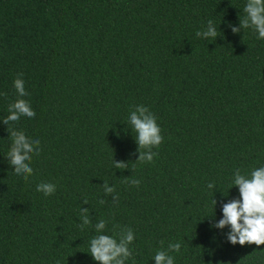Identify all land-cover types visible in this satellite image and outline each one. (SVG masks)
I'll use <instances>...</instances> for the list:
<instances>
[{"label":"trees","instance_id":"1","mask_svg":"<svg viewBox=\"0 0 264 264\" xmlns=\"http://www.w3.org/2000/svg\"><path fill=\"white\" fill-rule=\"evenodd\" d=\"M245 4L0 0V119L21 98L13 81L22 74L36 115L9 127L40 141L25 181L5 158L11 140L0 120V264H99L88 251L101 219L103 234L133 230L126 264H155L170 242L181 244L174 264H264V245H232L229 228L211 227L240 197L236 169L264 166V40L228 26L239 27ZM209 20L215 41L196 36ZM136 105L158 118L164 139L153 162L133 168L127 119ZM105 180L118 202L104 195ZM41 182L55 193L38 192ZM80 207L90 209L84 230Z\"/></svg>","mask_w":264,"mask_h":264},{"label":"clouds","instance_id":"2","mask_svg":"<svg viewBox=\"0 0 264 264\" xmlns=\"http://www.w3.org/2000/svg\"><path fill=\"white\" fill-rule=\"evenodd\" d=\"M243 13V18L239 16V27L228 25L232 33L238 34L241 30L251 29L257 33V39L264 40V0H246ZM196 36L205 40L211 38L215 41L219 34L213 21L209 20L204 29L196 32ZM21 76L22 74H17V78L13 81L16 93L21 98L8 105L9 114L0 120L4 125H7L8 138L11 140L5 158L13 169V173L27 181L33 175L34 170L30 166V162L33 154L39 155L40 141L28 138L22 130L9 127L10 124L18 122L21 117L31 119L35 118L36 115L29 101L22 99L29 93L25 90ZM157 119L144 105H136L129 111L127 122L131 132L135 133L134 139L139 152L138 159L133 163V168L136 164L153 162L154 157L158 155L152 149L158 148L163 143L164 138L161 135L162 130L157 124ZM113 167L124 170L129 168V163L118 162L113 159ZM124 182L136 187L140 185V180L131 177H125ZM232 185L238 187L240 197L222 204L223 216L218 222L211 224V227L221 230L226 227L229 228L225 236L232 245H264V166L251 170L250 175L241 174V170L236 169ZM101 187L105 196H111L113 202H118V194H116L114 185L110 186L105 180ZM215 187L214 182L207 184L209 190H213ZM36 190L47 197L55 193L56 186L52 183L41 182L36 186ZM83 203L88 204L89 202L84 199ZM99 203L104 204L105 200L101 199ZM211 203L215 208L217 201L212 199ZM79 219L78 227L81 230L92 225L90 209L80 207ZM106 225L107 221L104 219L95 223L96 235L89 241L88 253L99 264H126V261L133 255L129 247L135 239L133 230L124 228L113 235H107L103 234ZM160 243L163 245L164 242L161 241ZM180 250L181 244L179 242H170L167 249L161 247L156 251L153 260L155 264H174L175 257L170 253H179Z\"/></svg>","mask_w":264,"mask_h":264}]
</instances>
